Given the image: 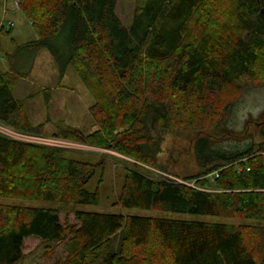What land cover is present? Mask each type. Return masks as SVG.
<instances>
[{
	"label": "trees",
	"instance_id": "trees-1",
	"mask_svg": "<svg viewBox=\"0 0 264 264\" xmlns=\"http://www.w3.org/2000/svg\"><path fill=\"white\" fill-rule=\"evenodd\" d=\"M16 2L37 36L17 50H48L62 77L73 66L95 100L97 131L65 129L54 137L133 161L114 207L226 213L250 224L77 210L78 226L64 225L59 207L101 204L100 191L86 188L101 164L0 135V264L22 262L31 238L67 242L63 264H264V120L261 142L244 135L236 140L252 142L219 147L234 136L229 121L241 97L264 85V0H135L129 26L117 15L119 0ZM17 81L0 60V123L42 136L27 100L14 96ZM166 132L197 134L201 170L182 183L140 171L159 169Z\"/></svg>",
	"mask_w": 264,
	"mask_h": 264
},
{
	"label": "rangeland",
	"instance_id": "rangeland-1",
	"mask_svg": "<svg viewBox=\"0 0 264 264\" xmlns=\"http://www.w3.org/2000/svg\"><path fill=\"white\" fill-rule=\"evenodd\" d=\"M16 4V0H0L1 26L8 23H14L15 25L10 34L0 33L1 68L4 71L12 69L18 78L14 89L15 98L27 100L25 110L34 127L43 125L42 136H36L37 139L42 138L44 144L51 146H53V140L64 142L63 144L55 142L58 144L56 147L70 152L69 156L72 159L101 164L96 176L86 187L89 191H100L101 204L97 207H59L62 224L78 226L75 218L77 210L123 213L133 216H165L175 219L201 220L209 223H225L235 227L250 224L232 218L226 213L220 217L160 215L157 212L141 210L122 211L114 207L121 192L126 169L133 167V161L111 151L91 148L54 137L55 134L65 129H76L85 134L97 131L94 119L90 114V108L94 105L95 100L73 66H70L66 75L62 77L58 65L48 50L41 49L35 54L29 51L17 50V45L23 46L36 40L37 36ZM134 12L135 0H119L117 15L124 26L131 24ZM263 120L264 85H258L257 88L244 94L237 103L229 121V129L234 133V136L220 143L219 147L231 149L251 143L250 138L240 142L236 140L237 137L239 139L244 135H254L253 139L255 140L253 141L255 143L261 142L257 125ZM248 121H250L249 124ZM0 129L9 131L16 138L22 134L1 123ZM162 137L163 147L158 159L160 170L141 167V172L150 174L153 178H155V175H163L180 183L186 177L200 172L201 169L197 165L194 148V140L197 138L196 133L166 132ZM36 142L38 141L36 140ZM148 170H151V173H148ZM188 184L191 186L194 183L189 182ZM0 201L6 202L4 200ZM19 203L34 207L52 206L48 203ZM119 236H116L113 240L115 246L119 245ZM66 244L67 242L64 241L45 243L39 239H28L24 245V259L18 264H63L66 258L69 257Z\"/></svg>",
	"mask_w": 264,
	"mask_h": 264
},
{
	"label": "built area",
	"instance_id": "built-area-1",
	"mask_svg": "<svg viewBox=\"0 0 264 264\" xmlns=\"http://www.w3.org/2000/svg\"><path fill=\"white\" fill-rule=\"evenodd\" d=\"M1 27H4L5 29H7V30H10V29H13L14 28V24H8V25H2ZM3 135V136H6L7 138H10V139H13V140H16V141H21V142H26V143H33V144H38V145H43V146H48V147H55V148H58V147H56V145H58V144H56L55 142H57V143H64V142H61V141H57V140H53L52 141V145L53 146H51V145H46V144H44V139H42V138H39V139H37L38 137H36V136H29V135H20L19 137H14L9 131H7V130H2V129H0V135ZM36 140L38 141V142H36Z\"/></svg>",
	"mask_w": 264,
	"mask_h": 264
},
{
	"label": "crops",
	"instance_id": "crops-1",
	"mask_svg": "<svg viewBox=\"0 0 264 264\" xmlns=\"http://www.w3.org/2000/svg\"><path fill=\"white\" fill-rule=\"evenodd\" d=\"M1 23H2V22H1ZM13 24H14V23H13ZM14 27H15V25H14ZM3 70H4V69H3ZM9 70H10V69H9ZM9 70H8V71H9Z\"/></svg>",
	"mask_w": 264,
	"mask_h": 264
},
{
	"label": "bare ground",
	"instance_id": "bare-ground-1",
	"mask_svg": "<svg viewBox=\"0 0 264 264\" xmlns=\"http://www.w3.org/2000/svg\"><path fill=\"white\" fill-rule=\"evenodd\" d=\"M10 24H13V23H10ZM14 29V28H13ZM12 30V29H11Z\"/></svg>",
	"mask_w": 264,
	"mask_h": 264
}]
</instances>
